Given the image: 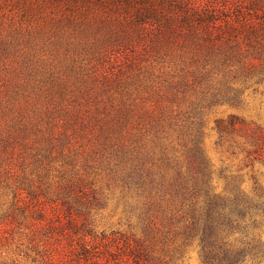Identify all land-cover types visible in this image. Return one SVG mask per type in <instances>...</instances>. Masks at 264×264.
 <instances>
[{"label": "rangeland", "instance_id": "rangeland-1", "mask_svg": "<svg viewBox=\"0 0 264 264\" xmlns=\"http://www.w3.org/2000/svg\"><path fill=\"white\" fill-rule=\"evenodd\" d=\"M169 1L211 12L224 32L120 23L131 44L106 47L96 11L111 8L68 19L64 2L0 0V264H46L32 246L51 236L91 264L71 252L86 233L140 247L129 256L113 241L98 264H205L180 235L179 188L209 165L217 194L264 190V0ZM121 4L122 16L142 7ZM233 116L244 126H219ZM254 240L249 264H264V233Z\"/></svg>", "mask_w": 264, "mask_h": 264}, {"label": "trees", "instance_id": "trees-1", "mask_svg": "<svg viewBox=\"0 0 264 264\" xmlns=\"http://www.w3.org/2000/svg\"><path fill=\"white\" fill-rule=\"evenodd\" d=\"M54 1L57 6L64 2L65 6L63 9H65L64 12L68 19L69 15L67 12H74V10H76L77 14H80L83 10L84 12L85 10H89L91 13L95 12L94 10L97 9L98 5L104 10L111 8V13L115 18L109 12L106 15H101L97 12L98 10L96 11L97 20L95 22L102 24L101 27L97 26L99 27L97 29L101 31L103 26L107 25L109 27V30L105 32L107 35L109 34L108 36H102L101 34L97 36L98 41L106 47L118 45L119 48L124 40L129 41H127L128 44L126 42V46L131 44V32L127 30L121 31L123 27L119 29L118 25L120 26V23L121 26L136 23L146 27L152 21L163 22L168 31L175 27L172 30L175 33L177 24H180L181 27L188 30L187 34L189 36L202 37L210 41H213L219 34L224 32L221 31L218 35L215 34L212 26L214 17L211 12H199L196 6L186 7L182 3H174L169 0H128L129 3L134 1L142 7L137 8V6H134L135 12L128 13L127 16H122L116 10L118 6L123 5L121 4L123 0H112V4L116 6L115 10H113L112 5L110 6L108 2L110 0ZM167 6L169 8L165 9ZM175 9L176 12L174 13L172 10ZM128 16L130 17L129 19ZM225 31L229 32V29ZM230 32H235V30L230 28ZM246 33L247 36L251 37L259 34V31H248ZM112 52L116 53L117 49L109 48L106 53L109 59L113 54ZM219 126L236 131L239 126H244V122L240 118L233 116L228 124H222L221 122ZM257 136V140L260 142L256 143L264 144L263 133H258ZM259 150H261V147L256 149L255 152H259ZM179 172H177L175 177H181L182 173ZM199 172V176H196L201 180V188L196 183L198 178L191 176L193 185L189 183L188 187L192 188L187 189L189 182L187 181L185 182L186 185H182L177 193L178 207L175 209L174 214L178 215L177 223L180 227V235L185 241H197L201 259L205 264H249L251 261L255 262L259 257L260 251L255 249L252 243L256 237H262L264 233V190L260 188L259 191L251 196L243 193L237 195H227L228 193L217 194L210 190L212 180L211 166L203 165ZM257 231L258 234H256ZM237 234H242L243 236L233 239ZM120 240L128 247L127 255L138 256L135 253L137 250L140 253L138 244L135 245L129 240L124 241L118 237L108 238L104 235L97 236L92 233H86L78 239L71 236L70 244H73L71 252H77L76 257L82 256L85 260L91 261V264H98L105 253L112 252L109 246L110 243L113 241L120 243ZM102 245L104 247H100ZM259 245L262 244L260 243ZM32 247L38 249V251L44 248L42 256L46 264H73V259L67 257L65 245L61 241L55 240L53 236L47 239L45 243H42V241L35 242ZM111 257L119 263L120 260L116 254H111Z\"/></svg>", "mask_w": 264, "mask_h": 264}]
</instances>
